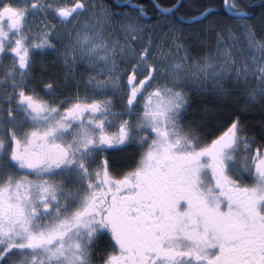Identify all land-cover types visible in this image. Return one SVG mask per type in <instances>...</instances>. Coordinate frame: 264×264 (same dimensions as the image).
<instances>
[{
	"label": "snow or ice",
	"instance_id": "6c2138e0",
	"mask_svg": "<svg viewBox=\"0 0 264 264\" xmlns=\"http://www.w3.org/2000/svg\"><path fill=\"white\" fill-rule=\"evenodd\" d=\"M0 264H264V0H0Z\"/></svg>",
	"mask_w": 264,
	"mask_h": 264
},
{
	"label": "trees",
	"instance_id": "16d2710c",
	"mask_svg": "<svg viewBox=\"0 0 264 264\" xmlns=\"http://www.w3.org/2000/svg\"><path fill=\"white\" fill-rule=\"evenodd\" d=\"M135 2H144L146 3L147 0H134ZM158 3H161L163 6H170L172 3H175L176 0H157ZM202 2V0H196V3H200ZM218 2V0H217ZM186 4H187V0H186ZM195 4L191 5V6H186L184 9L181 10V15H194V8H195ZM256 120H259V116L257 115L255 117Z\"/></svg>",
	"mask_w": 264,
	"mask_h": 264
},
{
	"label": "flooded vegetation",
	"instance_id": "af4514ba",
	"mask_svg": "<svg viewBox=\"0 0 264 264\" xmlns=\"http://www.w3.org/2000/svg\"><path fill=\"white\" fill-rule=\"evenodd\" d=\"M132 3H137L135 2L134 0H131ZM135 152V149L134 148H128V149H125L124 151H121L119 148L113 150L111 152V154L116 157V158H119L121 156H126V155H130L131 153Z\"/></svg>",
	"mask_w": 264,
	"mask_h": 264
},
{
	"label": "bare ground",
	"instance_id": "6f19581e",
	"mask_svg": "<svg viewBox=\"0 0 264 264\" xmlns=\"http://www.w3.org/2000/svg\"><path fill=\"white\" fill-rule=\"evenodd\" d=\"M123 1V0H120V2Z\"/></svg>",
	"mask_w": 264,
	"mask_h": 264
},
{
	"label": "water",
	"instance_id": "95a60500",
	"mask_svg": "<svg viewBox=\"0 0 264 264\" xmlns=\"http://www.w3.org/2000/svg\"><path fill=\"white\" fill-rule=\"evenodd\" d=\"M121 2H123V1H121Z\"/></svg>",
	"mask_w": 264,
	"mask_h": 264
}]
</instances>
